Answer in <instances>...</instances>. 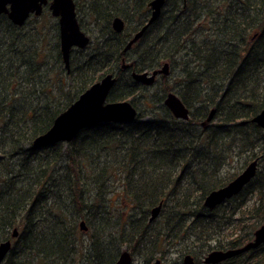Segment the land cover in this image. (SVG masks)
<instances>
[{
    "label": "trees",
    "instance_id": "obj_1",
    "mask_svg": "<svg viewBox=\"0 0 264 264\" xmlns=\"http://www.w3.org/2000/svg\"><path fill=\"white\" fill-rule=\"evenodd\" d=\"M84 1L81 10L74 0L78 22L82 28L88 15L94 38L73 49L68 72L47 7L23 26L0 16V242L18 228L3 264H113L123 247L151 264L181 242L183 255L204 264L211 250L251 240L264 223V130L251 122L264 107V0H166L158 20L126 52L151 0ZM115 16L135 25L116 33ZM42 20L48 25L39 28ZM28 24L35 37L21 34ZM122 59L139 71L163 62L170 74L181 67L175 93L189 119L174 118L163 104L168 75L159 97L148 94ZM109 72L117 82L108 100L131 101L134 120L99 123L69 142L33 146L58 113ZM138 102L155 109L144 115ZM212 108L215 124L203 127ZM235 149L259 158L257 173L237 195L208 209L205 195L238 173L220 176ZM114 181L121 189L117 203L110 197ZM159 203V216L150 221ZM217 264H264V243Z\"/></svg>",
    "mask_w": 264,
    "mask_h": 264
},
{
    "label": "water",
    "instance_id": "obj_2",
    "mask_svg": "<svg viewBox=\"0 0 264 264\" xmlns=\"http://www.w3.org/2000/svg\"><path fill=\"white\" fill-rule=\"evenodd\" d=\"M166 0H151L148 3L150 16L139 30L133 33L124 47L127 51L148 29L161 14ZM185 2V0H184ZM44 7H48L53 17L58 20L59 46L62 61L67 72L70 68V53L74 48L83 49L90 41L88 35L81 29L74 0H0V16L5 14L7 18L16 26H22L31 16L42 14ZM112 28L116 32H122L124 21L116 16L112 20ZM121 67L128 68L125 60ZM169 63L164 62L162 66L151 73L147 71L132 73V77L144 85H152L157 75L168 74ZM116 77L112 72L103 75L99 80L92 83L77 98L71 102L64 110L56 115L51 126L43 133L37 135L32 144L42 148L58 142H69L74 139L81 130L92 127L99 123H127L137 116V108L128 100L110 101L108 96L112 90ZM163 104L177 119L187 120L189 118V108L182 99L174 92L166 93ZM215 109H211L202 123L206 126L213 120ZM251 122L264 130V107L251 119ZM257 169V159L250 161L243 170L226 184L210 190L204 197L203 204L208 209H212L223 203L227 199L237 195L255 176ZM162 203L150 209L149 220L155 219L161 210ZM79 227L85 230L84 221H80ZM17 228H13L11 235L17 236ZM264 242V224L259 226L253 233V238L244 245L226 250H212L203 259L205 264H214L225 259L258 247ZM11 247L10 240L0 242V264H2L7 252ZM114 264H131V256L125 250L122 251ZM152 264H161L160 259H155ZM182 264H195L194 258L190 254H185Z\"/></svg>",
    "mask_w": 264,
    "mask_h": 264
},
{
    "label": "rangeland",
    "instance_id": "obj_3",
    "mask_svg": "<svg viewBox=\"0 0 264 264\" xmlns=\"http://www.w3.org/2000/svg\"><path fill=\"white\" fill-rule=\"evenodd\" d=\"M78 3L79 4L81 3L80 5L78 4V7H80L81 10H85V8H86V6L84 4L85 1L84 0H79ZM84 17H85V19L82 20L83 27L81 29L93 41L94 35L93 34H90L89 31H88L89 29L90 30L93 29L92 28V24L90 23L92 20H90V17L88 15H84ZM118 17L122 18L121 16H118ZM53 18L56 19L55 17H53ZM51 23H53V22H51ZM38 25H39V28H43V27L47 26L48 23L46 22V20H42V21L39 22ZM134 25H135L134 22H131V23L128 22V24L126 23L125 26L128 29H131ZM125 26H124V28H125ZM31 27H32V25L31 24H28L27 27H26L27 29L22 30L21 31V34H23L27 38L35 37L36 36V34L34 33L35 30L32 29ZM39 45H40V43H39ZM72 53H73V49H72V51H71L70 54L71 55H75V56L77 54V53H73V54ZM71 55H70V57H71ZM189 59H190V57H189ZM191 65H193V64H191ZM51 66L55 67L54 64H52ZM180 70H181V67L177 68L175 70V73L174 74H170V72H169L168 76L165 79V83L166 84H169L171 86V91H173L174 93H175V88H176V85H177V79L180 76ZM48 74L50 75V78L52 79V81H54V79L56 78V69L49 70L48 71ZM122 81H124V80H122ZM65 85L67 87L69 85V82L68 83H65ZM163 87H164L163 80H162V78L158 77L157 80H156V82H155V84L153 86H151L150 89H147L149 91L148 94L151 93L152 95L154 94L155 96L156 95H161V93L163 91ZM157 97H159V96H157ZM138 103L139 104H137V107H138V109L140 111H142L144 113V115L146 114L147 116H149L150 115V112L155 109V107H153L152 104L150 105V103H147V104H144L142 102L141 103L138 102ZM212 121L213 120H211L210 122H208L207 125L208 124H211V123L212 124H215V121L214 122H212ZM216 122H217V120H216ZM256 135H257V133H256ZM256 139H259L258 136H257ZM258 144H259V141L257 143V146L254 149V153L255 154H257L259 152L260 145H258ZM237 152H238L237 149H235L234 151H232L230 160L229 161H226L225 164H224V166L221 168V171H220V176L221 177H223V176H231V175L239 172L242 169L241 168L242 165H245L246 164V162L244 163V161H247L248 162V160H246V159H247V157H250L251 156V153H249L247 151L239 152V153H237ZM259 154H261V153H259ZM260 167L261 166H259V168ZM112 187H113V190H114V194H113V196H110V197L111 198L113 197L115 199V203H117L118 201H120V198H122L121 195L119 194V192L121 191V189H120V186H119V184H118L117 181H114L113 182V186ZM109 195H111V194H109ZM109 195H107V196H109ZM251 200H252V198H251ZM61 202L62 203L63 202L64 203L65 202H69L68 197L62 196ZM186 248H187V243L186 242H181L180 244L171 246L169 248L166 247L167 252L165 253V256L164 257H160V255L157 254V255H155V258L154 259L160 257L161 259L160 258L159 259L161 260V263L162 264H172L173 261H175L176 259L180 258L181 255H183V253L186 251ZM123 249H125V248L123 247ZM141 261H142L141 258L136 257L135 260L133 261V264H141ZM74 263H76V262H74ZM65 264H67V262Z\"/></svg>",
    "mask_w": 264,
    "mask_h": 264
},
{
    "label": "bare ground",
    "instance_id": "obj_4",
    "mask_svg": "<svg viewBox=\"0 0 264 264\" xmlns=\"http://www.w3.org/2000/svg\"><path fill=\"white\" fill-rule=\"evenodd\" d=\"M184 3H185V2H184ZM183 6H185V5L183 4ZM162 9H163V8H162ZM161 12H162V11H161ZM160 15H161V14H160ZM159 17H160V16H159ZM159 17H158V18H159ZM148 18H149V17H148ZM148 18L145 20L144 23H146V21L148 20ZM157 20H158V19H157ZM157 20H155L152 24H150V26L148 27V29L143 33V35H142V36H141V37H140L135 43H137L140 39H142V38L146 35V33L148 32V30L150 29V27H151V26H152ZM111 23H112V22H111ZM144 23H143V24H144ZM143 24H142V25H143ZM142 25H141V26H142ZM141 26H140V27H141ZM140 27H139V28H140ZM139 28H138L137 30H139ZM113 30H114V29H113ZM137 30H136V31H137ZM198 30H199V29H197V31H198ZM136 31H135V32H136ZM135 32H134V33H135ZM198 32H200V30H199ZM116 33H117V32H116ZM124 52H126V51H124ZM126 63L128 64V68H127V69L130 70V76H131V79H132L133 81L137 82L138 84H140L141 86H144V88L146 87V90H145L146 92H149L147 89H150V87L153 86V85L155 84V82H156V80H157L158 77L162 78V76H167V75L169 74V71H170V65H169L168 74H166V75H163V74L157 75L156 78H155V82H154L152 85H144V84L139 83L138 81H136V80L132 77V73H133V72H135V73H141V72H144V71H147L148 73H151V72H153V71L158 70V69L162 66V64H163L164 62H163L160 66L153 67V68H151V69H144V70H142V71L135 70V69H131V67H130V62L127 61ZM112 73L114 74V76H115L116 79H117L116 73H115V72H112ZM104 75H105V74H104ZM116 82H117V80H116ZM116 82H115V84H116ZM115 84H114V85H115ZM113 87H114V86H113ZM168 92H169V91H168ZM172 92H173V91H172ZM166 93H167V92H165L164 97H165ZM176 94H177V93H176ZM156 96H157V95H156ZM164 97H163V100H164ZM210 110H211V109L208 110V113H209ZM208 113H207L206 116L200 121V125H202V123L205 121V119H206ZM189 117H190V109H189ZM203 127H207V125H206V126H203ZM32 141H33V140H32ZM254 159H257V168H258V161H259V158H258V157H254V158H251V157H250V160L247 162V164H248L250 161L254 160ZM256 170H257V169H256ZM17 229H18V228H17ZM80 229H81V228H80ZM82 231H85V230H82ZM11 238H12V239H13V238H16V236L14 237V236L11 235ZM9 240H10V242H12L11 239H9ZM11 246H12V245H11ZM11 248H12V247H10L9 251L7 252V254L10 252ZM125 250H126V251L129 253V255L131 256V264H133V261L135 260V257H139V258L141 257L140 254H134V253H132L131 251H129L128 249H122L121 252H122V251H125ZM121 252H120V253H121ZM120 253H119V255H120ZM7 254H6V256H7ZM80 254H81V253H80ZM80 254H79V255H80ZM119 255L117 256L116 260L118 259ZM6 256H5V258H6ZM205 256H206V255H205ZM5 258L3 259L2 264H3L4 260H5ZM230 258H231V257H230ZM116 260H115V261H116ZM160 261H161V260H160ZM217 263H220V262H217ZM217 263H214V264H217ZM113 264H114V263H113ZM161 264H162V263H161Z\"/></svg>",
    "mask_w": 264,
    "mask_h": 264
},
{
    "label": "flooded vegetation",
    "instance_id": "obj_5",
    "mask_svg": "<svg viewBox=\"0 0 264 264\" xmlns=\"http://www.w3.org/2000/svg\"><path fill=\"white\" fill-rule=\"evenodd\" d=\"M148 8H149V6H148ZM44 9H45V7H44ZM44 9H43V10H44ZM47 9H48V7H47ZM48 10H49V9H48ZM42 13H43V12H42ZM150 13H151V11H150V8H149V15H148V17L150 16ZM3 15H5V14H3ZM41 15H42V14H41ZM31 16H35V15H31ZM31 16H30V17H31ZM39 16H40V15H39ZM30 17H29V18H30ZM29 18H28V19H29ZM55 18H56V17H55ZM28 19H27V20H28ZM56 19H57V18H56ZM27 20H26V21H27ZM112 20H113V19H112ZM123 21H124V19H123ZM10 22H11V21H10ZM11 23H12V22H11ZM25 23H26V22H25ZM12 24H13V23H12ZM57 24H58V20H57ZM13 25H14V24H13ZM15 26H16V25H15ZM22 26H23V25H22ZM124 26H125V21H124ZM140 26H141V25H140ZM140 26H139V27H140ZM139 27H138V28H139ZM123 30H124V29H123ZM58 32H59V27H58ZM115 32H116V31H115ZM117 33H118V32H117ZM119 33H120V32H119ZM133 33H134V32H133ZM133 33H132V35H133ZM132 35H131V37H132ZM131 37H130V38H131ZM130 38H129V39H130ZM129 39H128V40H129ZM127 42H128V41H127ZM134 44H135V43H134ZM134 44H133V45H134ZM133 45H132V46H133ZM132 46H131V47H132ZM131 47H130V48H131ZM130 48H129V49H130ZM74 49H75V48H74ZM129 49H128V50H129ZM128 50H127V51H128ZM122 61H123V59H122ZM122 61H121V62H122ZM169 112H170V111H169ZM170 113H171V112H170ZM171 115H172V114H171ZM172 116H173V115H172ZM184 121H187V120H184ZM11 241L14 243V240H13V239H11ZM12 242H11V245L13 246V243H12ZM12 246H11V247H12ZM234 248H236V247H234ZM226 249H230V248H226ZM226 249H219V250H226ZM214 250H216V249H214ZM211 251H212V250H211ZM187 254H189V253H187ZM206 255H207V254H206ZM192 257H193V256H192ZM204 257H205V256H204ZM193 258H194V257H193ZM203 259H204V258H203ZM228 259H229V258H228ZM225 260H227V259H225ZM225 260H223V261H225ZM194 261H195V259H194ZM223 261H221V262H223ZM195 264H196V262H195Z\"/></svg>",
    "mask_w": 264,
    "mask_h": 264
}]
</instances>
